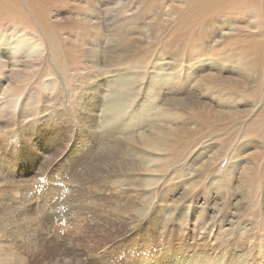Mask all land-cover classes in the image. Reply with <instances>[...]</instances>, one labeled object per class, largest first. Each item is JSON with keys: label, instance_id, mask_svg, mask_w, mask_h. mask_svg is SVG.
<instances>
[{"label": "rangeland", "instance_id": "374dc122", "mask_svg": "<svg viewBox=\"0 0 264 264\" xmlns=\"http://www.w3.org/2000/svg\"><path fill=\"white\" fill-rule=\"evenodd\" d=\"M28 4L45 33L21 2L0 19V264H264L262 65L257 101L226 90L240 113L219 134L190 115L174 148L153 138L180 129L177 99L215 100L199 78L230 73L219 45L261 9L180 30L192 0Z\"/></svg>", "mask_w": 264, "mask_h": 264}, {"label": "bare ground", "instance_id": "6f19581e", "mask_svg": "<svg viewBox=\"0 0 264 264\" xmlns=\"http://www.w3.org/2000/svg\"><path fill=\"white\" fill-rule=\"evenodd\" d=\"M192 1L194 2L196 14L194 18L184 20L182 22V26L184 28L180 30L190 29L194 25H196L197 28V26H200L201 23L206 18L210 17L211 14H216L218 11H221L224 8L232 7L234 5L236 6L239 4L250 5V7L251 5L258 6L261 9L260 10L261 13H259V9H258V13L260 14V18L263 21L262 23L263 27L262 26L259 27L260 23H258L257 13L254 12L253 14H251V18H247L246 20H239V21L235 20L234 26H236V30L239 29L240 33L236 35L228 36L227 39L225 40L226 42L224 41L221 44L220 41L223 40L224 34L225 35L234 34L231 32H227V31H232L231 28H229L230 27L229 21L232 20L229 21L223 20L224 21L223 24L225 23V25L226 23L229 22V27L226 28V26L224 25L222 26L223 27L222 29L225 28L227 29L225 30L226 33L223 34L222 32L220 33L218 39L216 40L218 42H216L214 46L220 43L219 47L225 48L223 51L224 57L229 58L230 56H232L233 57L232 61L234 62L232 64L234 65L231 66L232 69H229L230 73H223L221 67L220 68L217 67L218 70L207 71L201 76V78H199V81L193 91H197V90L201 91L202 87H205L204 89H208L209 87H216L218 89V92H212V94L215 97V100L211 98L210 101H203L204 99L201 100L200 97H198L197 99H192L193 96L190 95V103L186 102L188 101V99L187 100L177 99L175 101V105L178 110L177 119L180 120L179 121L180 129L179 130L170 129L171 127H168L166 123L167 121H163L160 124V129H158L153 133L154 140L159 141L160 143V145L158 146L160 147V150H166V149L170 150L174 148L175 145L173 144V142L175 141L180 142L183 139L182 138L183 134L188 133L189 135H191V132H189V129H187L186 127L187 126L186 122L188 121L190 115H192L193 120L197 118L202 122V128H204V130L201 133H199V137L204 136L208 138H213L215 135L219 134L221 130H223L226 126H228L236 118V115L240 112L238 110V107L235 104H232L234 100L229 95L230 92L226 91L227 89H231V90L241 89L242 92H237V93H240V95L243 96V99H245L244 98L245 96H249V98H246L247 102H251L253 100L257 101L259 98L257 92L251 91V89H249V86H251L260 77L259 75L260 73L257 74L258 64L262 65V72H261L262 77H260L258 87L263 89L264 91V34H263L264 33V0H192ZM20 2L22 4L21 6L23 7L26 6L29 9L30 14H32L37 19V23L45 33L46 32L45 29L47 28L46 23L43 19H41L42 15L29 6L28 4L29 0H26L25 2H23V0H0V19L8 17V21L11 20L15 16L14 13L16 12L14 11H20L21 15L24 16L22 11L20 10ZM8 11H13L14 13L7 15L6 13ZM240 12H242V10ZM26 20L24 19L25 22H27ZM18 26L20 25L18 24ZM204 28L206 29V27ZM213 31H217V30H213ZM241 31H245L246 34L240 36ZM207 65L208 64L204 65V67H206ZM212 65L213 64L211 65L209 64L207 68L209 69L216 68L213 67ZM222 105L229 106V108H231L232 110H228V109L226 110L222 108ZM247 108L248 106L245 109L247 110ZM262 111H264V108H262ZM260 116L262 119L264 117V113H260ZM189 139L187 137L186 146L190 144ZM143 140L145 144L148 143V146H152V143L147 138H146L147 141L145 139ZM221 140L222 139H220V141ZM225 147H223V150L227 155L228 149H226ZM260 151L261 150L255 147L254 153L262 154V152Z\"/></svg>", "mask_w": 264, "mask_h": 264}]
</instances>
